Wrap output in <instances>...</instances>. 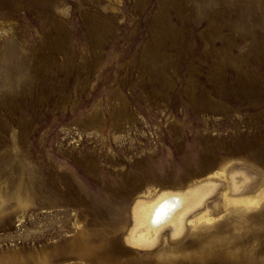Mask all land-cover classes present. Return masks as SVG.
I'll list each match as a JSON object with an SVG mask.
<instances>
[{
	"label": "rangeland",
	"instance_id": "rangeland-1",
	"mask_svg": "<svg viewBox=\"0 0 264 264\" xmlns=\"http://www.w3.org/2000/svg\"><path fill=\"white\" fill-rule=\"evenodd\" d=\"M0 264H264V0H0Z\"/></svg>",
	"mask_w": 264,
	"mask_h": 264
},
{
	"label": "bare ground",
	"instance_id": "bare-ground-1",
	"mask_svg": "<svg viewBox=\"0 0 264 264\" xmlns=\"http://www.w3.org/2000/svg\"><path fill=\"white\" fill-rule=\"evenodd\" d=\"M223 176L226 187L223 190V197L229 202V193L231 190H236L241 187L243 179L242 174H228L224 170L212 171L207 174L204 178H199L197 182H202L203 179L220 178ZM195 184V183H194ZM217 182L214 180H208L204 187H190L183 191L176 190H163L158 196L152 197L147 200H141L140 203L134 206L133 213L138 215V226L137 234L143 239L150 238L156 233L160 227L165 224L170 225L173 230H178L182 225V215L190 210V207L200 198H203L206 191H211L217 188ZM158 191L154 195H157ZM200 201H202L200 199ZM250 200L248 203L250 204ZM187 210V211H186ZM138 212V213H137ZM184 212V213H183ZM207 220L204 214H200L197 220ZM127 239V238H126ZM129 241V239H127Z\"/></svg>",
	"mask_w": 264,
	"mask_h": 264
},
{
	"label": "crops",
	"instance_id": "crops-1",
	"mask_svg": "<svg viewBox=\"0 0 264 264\" xmlns=\"http://www.w3.org/2000/svg\"><path fill=\"white\" fill-rule=\"evenodd\" d=\"M160 194V193H159ZM158 194V195H159ZM157 195V196H158ZM202 200V198H200ZM200 199L199 201H196L191 207H190V211H193L197 208L198 204H200ZM138 213V212H137ZM133 217H134V223H133V226L131 227L130 229V232H128V236H127V239H129V243L135 245V246H138V247H148V246H151L157 239H158V235H157V232L154 233L150 238L148 239H143V237H140L137 234V226L139 224L138 222V217H139V214L137 215H134L133 214ZM137 228V229H136ZM171 228V227H169ZM172 229V228H171ZM126 239V240H127Z\"/></svg>",
	"mask_w": 264,
	"mask_h": 264
}]
</instances>
